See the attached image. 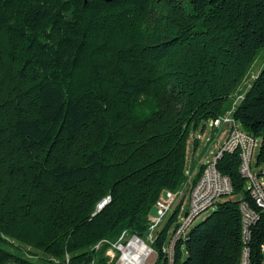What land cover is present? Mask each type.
<instances>
[{"label": "trees", "instance_id": "1", "mask_svg": "<svg viewBox=\"0 0 264 264\" xmlns=\"http://www.w3.org/2000/svg\"><path fill=\"white\" fill-rule=\"evenodd\" d=\"M263 45L264 0H0V264H113L105 250L145 234L159 192L197 178L186 141L218 114L259 138L264 164V61L238 90ZM240 157L216 158L238 197L186 228L173 264H240L244 247L262 264L264 210ZM240 201L256 213L246 237Z\"/></svg>", "mask_w": 264, "mask_h": 264}, {"label": "built area", "instance_id": "2", "mask_svg": "<svg viewBox=\"0 0 264 264\" xmlns=\"http://www.w3.org/2000/svg\"><path fill=\"white\" fill-rule=\"evenodd\" d=\"M204 126H208L209 128H224L225 137L221 141L214 156L204 162L202 161L203 167L199 175L189 186L187 190L188 211L185 215H180V219H177L179 216L177 210L175 221L168 229L166 242L161 247L164 255V262L162 264H173L174 244L177 240L181 239V230L182 227L185 226V223L200 209L207 206H214L216 200L221 199L222 194H229L231 192L228 177L215 167V160L222 151H233L236 146L244 147V166L242 176L245 180V187L253 198L254 203L264 210V165L256 164L255 158L252 160V150L256 145V137L239 127V124L233 118L231 111L227 117H220V114H218L215 116V123L213 125ZM195 134L191 137V140H194ZM204 139L205 142H208L210 140V135L206 136ZM180 194L181 191L179 189H163L159 192L154 202L158 216L157 218L150 220L149 224L147 223V229L143 236L121 232L118 238L111 243L114 249L115 247L120 249V254L116 258L118 263L116 261V264L145 263L144 261L146 257L152 251L151 242L155 238L156 232L168 218V215L173 206L177 203ZM240 202L243 204L244 208L246 237L247 226L255 219L256 213L245 201ZM144 239L149 242V245L145 244L146 242ZM122 241H125L124 245L122 244ZM260 249L264 252V236L260 244ZM155 260L156 256L153 260V264H155ZM6 264L12 263L8 262ZM242 264H248L246 247H244V259ZM262 264H264V258L262 259Z\"/></svg>", "mask_w": 264, "mask_h": 264}, {"label": "rangeland", "instance_id": "3", "mask_svg": "<svg viewBox=\"0 0 264 264\" xmlns=\"http://www.w3.org/2000/svg\"><path fill=\"white\" fill-rule=\"evenodd\" d=\"M263 61H264V45L259 49L258 53L256 54L253 62L251 63L246 75L244 76L243 80H242V84H240V86L238 87L239 91L242 92V90L247 86L246 84L249 83V81L251 80V78L253 77V75L257 72V70L259 69V67L263 64ZM235 94H233L232 96V100H233V103H235L237 101V96L236 98L234 97ZM208 127V126H207ZM205 127L203 131H200V128L199 126L197 127V133L200 134L198 135L197 137L200 136L199 138V141L197 143V147H193L192 143H191V133L192 131H190L189 135H188V138H187V141H186V155H185V174L187 175L186 176V179L188 178V175L191 174V172L188 174V171H189V162H190V159H191V156L194 155L193 157V167L195 165H197V162H196V158L197 156L199 155V158L198 160L200 161H206L208 159H211L215 152L217 151V148L219 147L221 141L219 139H217V141H213V142H205V137L208 136L210 134V130ZM224 129V128H223ZM202 133V135H201ZM215 135V133H214ZM258 142H259V138L256 137V145L254 146L253 150H252V160H254L255 158V154H256V151H257V147H258ZM211 151V152H210ZM264 165V164H263ZM193 169V168H192ZM180 191H181V194H184V197L182 198V201H181V204H180V208H179V211H178V218L177 219H180V215H184V213L186 212L187 208H188V202H187V192L185 191L184 192V189H185V183L183 182L179 188H178ZM184 192V193H183ZM186 193V194H185ZM180 194V196H181ZM179 196V197H180ZM224 197H228V198H237L238 195L237 194H234V193H229L227 195H225ZM213 209V206H210L208 207L206 210L204 209L202 212H200L198 215H196L192 222L190 223V225L188 226V229L193 225L195 224L196 222H198L200 219H202L206 214H208L211 210ZM156 213V215H155ZM155 215V216H154ZM157 212H156V206L155 204H153L148 213H147V223L149 224V221L152 220V219H155L157 218ZM144 241L146 242L145 244L146 245H149V242L147 240L144 239ZM123 245L125 243V241H122ZM15 243L14 242L13 244H4V246L9 249L10 251H14V252H17L21 255H25V256H30V258L32 260H37L34 256V254L24 250L23 248L21 250L17 249L16 246H15ZM152 246V245H151ZM115 247V246H114ZM152 248V251L151 253L146 257L145 259V263L144 264H153V260L155 259V256L157 255L156 254V251L154 250L153 247ZM37 252V251H36ZM38 254V252H37ZM105 254H107L108 258L111 259V258H114L113 260V264H116V261L118 263V260L116 259L118 257V255L120 254V249H117L115 247V249L112 247V245L110 244L109 247L105 250ZM184 255V248L182 249V256ZM263 256H264V252H263Z\"/></svg>", "mask_w": 264, "mask_h": 264}, {"label": "bare ground", "instance_id": "4", "mask_svg": "<svg viewBox=\"0 0 264 264\" xmlns=\"http://www.w3.org/2000/svg\"><path fill=\"white\" fill-rule=\"evenodd\" d=\"M229 113H225L224 115H222L221 117H227V115H228ZM215 123V119L214 120H211V121H209L208 122V125H213ZM207 124V123H206ZM198 136V135H197ZM199 138H200V136L199 137H197V140L196 141H199ZM236 149H239L240 150V154H241V160H242V165H241V167H240V172L242 173V175H243V166H244V147L243 146H236L235 147V149L234 150H236ZM241 164V163H240ZM224 195H227V194H222V196H224ZM208 207H210V206H207V207H204V208H202V209H200L199 211H197L186 223H185V226L184 227H182V230H181V237H182V235L185 233V230H186V228L188 227V225L192 222V220H193V218L196 216V215H198L200 212H202L204 209L206 210ZM241 210H242V213H243V225H244V232H245V219H244V208H243V205L241 206ZM188 211V208H187V210H186V212ZM185 212V213H186ZM185 213H184V215H185ZM243 259H244V253H243V257H242V259H241V262H240V264H242L243 263ZM130 264H134V263H130Z\"/></svg>", "mask_w": 264, "mask_h": 264}, {"label": "crops", "instance_id": "5", "mask_svg": "<svg viewBox=\"0 0 264 264\" xmlns=\"http://www.w3.org/2000/svg\"><path fill=\"white\" fill-rule=\"evenodd\" d=\"M205 127H207V126H199V128H200V131H203L204 130V128ZM208 128V127H207ZM197 129V128H196ZM196 129H194V130H192V133H191V136H193L195 133H197V130ZM211 132H210V140L208 141V142H213V141H217V139H219L220 141H222L223 140V138L225 137V133H224V129L222 128V127H218V128H208ZM214 133H215V135H214ZM201 135H202V133H201ZM191 143H192V145H194V147H197V143H196V141H195V143H193V140H191ZM194 155H192L191 156V159H190V162H189V171H188V174L191 172H193V170H194V167H193V157ZM198 158H199V155L197 156V158H196V162L198 163V162H202V161H200V160H198ZM193 168V169H192Z\"/></svg>", "mask_w": 264, "mask_h": 264}]
</instances>
